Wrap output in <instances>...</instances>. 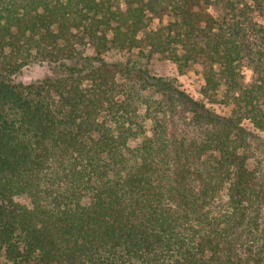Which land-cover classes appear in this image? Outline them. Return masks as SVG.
<instances>
[{
  "label": "trees",
  "instance_id": "16d2710c",
  "mask_svg": "<svg viewBox=\"0 0 264 264\" xmlns=\"http://www.w3.org/2000/svg\"><path fill=\"white\" fill-rule=\"evenodd\" d=\"M0 264H264V0H0Z\"/></svg>",
  "mask_w": 264,
  "mask_h": 264
},
{
  "label": "rangeland",
  "instance_id": "374dc122",
  "mask_svg": "<svg viewBox=\"0 0 264 264\" xmlns=\"http://www.w3.org/2000/svg\"><path fill=\"white\" fill-rule=\"evenodd\" d=\"M149 68L153 73L159 76L176 78L181 87L194 98H198L200 96L199 91L201 89L203 81L196 68L180 75L175 64L171 63L170 61L164 60L163 58H160L158 55H155L149 61ZM245 73L247 74V78L249 79L251 76V72L249 70H245ZM218 110L222 112L224 111V109L222 108H218ZM244 125L248 128L252 127V125L248 121H245Z\"/></svg>",
  "mask_w": 264,
  "mask_h": 264
}]
</instances>
